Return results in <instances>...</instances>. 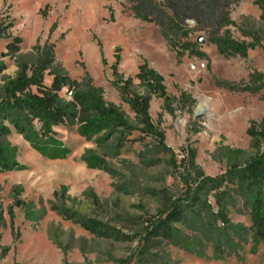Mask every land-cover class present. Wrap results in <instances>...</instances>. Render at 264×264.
<instances>
[{
    "label": "rangeland",
    "instance_id": "374dc122",
    "mask_svg": "<svg viewBox=\"0 0 264 264\" xmlns=\"http://www.w3.org/2000/svg\"><path fill=\"white\" fill-rule=\"evenodd\" d=\"M253 1L240 0L229 9L230 19L237 24L229 30L234 39L246 42L251 38L243 32H253L264 46V21ZM129 8L126 0H0V27L4 26L0 62L6 66L0 75V92L21 64L35 62L33 47L47 43L54 46L52 69L79 82L91 79L106 102L120 108L133 123L134 114L112 85L117 58L116 69L124 80L133 78L145 60L163 76L170 96L178 98L185 92L192 101L172 102L168 111L161 99L152 97V122L164 133L171 152L162 156L164 162L151 167L138 155L144 144L151 143L150 138L128 142L118 150L112 141L97 146L79 137L75 127L61 126L56 132L70 154L63 160H50L11 129L6 145L16 147L15 161L21 169L0 171V264H264V243H256L247 230L250 216L237 198L227 206L228 218L246 231L234 238V247L220 259L213 258L210 245L198 257L167 243L152 249V257H142L138 238L125 242L96 238L51 210L53 205L65 207L133 236L136 230L118 219L155 216L169 198L179 197L188 151L195 155V166L209 176L227 169L236 158L233 150L243 152L240 161L255 154L245 131L251 121H264V90L231 93L217 87L216 81L239 85L253 72L264 75V49L249 51L245 59L220 56L209 35L188 20V36L181 42L196 46L183 50L166 42L154 24L135 19ZM199 37L203 44L197 42ZM13 38L21 40L18 53L7 49ZM195 58L208 64L200 76L187 68ZM50 82L46 76L44 84ZM60 95L69 100L66 90ZM200 104L204 109L198 112ZM138 136L135 132L130 140ZM85 150L103 157L120 175L111 178L88 168L80 159Z\"/></svg>",
    "mask_w": 264,
    "mask_h": 264
},
{
    "label": "trees",
    "instance_id": "16d2710c",
    "mask_svg": "<svg viewBox=\"0 0 264 264\" xmlns=\"http://www.w3.org/2000/svg\"><path fill=\"white\" fill-rule=\"evenodd\" d=\"M239 1L126 0L135 19L154 24L161 37L174 47L179 45L187 50L196 46L181 42L188 36L186 22L192 20L199 31L209 35V42L220 56L245 59L249 51L264 49V46L253 32H243L251 38L250 42L232 37L229 27L236 28L237 24L230 19L229 9ZM253 5L260 10V19L264 21V0H254ZM3 28L0 27V35ZM20 43V38H13L7 49L18 53ZM33 49L37 56L35 62L31 66L21 64L16 76L7 80L0 92L1 172L21 169L15 161L16 147L6 145L11 129L33 150L50 160H63L69 156L70 149L60 140L56 129L70 126L75 127L79 137L86 142L102 146L112 141L118 150L128 142H142L150 138L151 143L144 144V149L138 154L142 162L148 167L164 162L162 156L171 150L165 144L164 133L152 122L150 103L152 97L161 99L163 109L172 111V102H192L185 92H181L178 98L170 96L163 76L149 67L145 60L138 65L133 78L124 80L116 69L117 58L112 66L115 77L112 85L120 101L134 114L133 123L120 108L106 102L102 90L94 86L91 79L86 77L79 82L59 69H52L53 45L45 43ZM196 54L204 56L201 52ZM105 63L102 59V64ZM5 69V64L0 62V75ZM46 76L51 78L48 86L44 84ZM216 86L231 93L259 94L264 90V75L253 72L247 82L237 85L216 81ZM64 90L71 93L69 100L61 97L60 93ZM135 132L139 134L138 138L130 140ZM245 133L251 139L255 154L240 161L243 152L233 150L236 158L217 176L206 175L197 168L194 153L188 151L187 174L183 178L185 185L179 197L169 198L155 216L118 219L122 225L136 230L133 236L65 207L53 205L51 210L96 238L116 242L138 238L142 257H152V249L160 243H167L198 257H203L202 251L210 245L213 258L220 259L234 247V238L246 231L234 226L228 218L227 206L237 198L250 216L251 226L247 230L256 243H264V121H251ZM80 159L88 168L102 171L111 178L120 175L92 150H85ZM180 164L184 166L185 161L181 160Z\"/></svg>",
    "mask_w": 264,
    "mask_h": 264
},
{
    "label": "built area",
    "instance_id": "2783aa9c",
    "mask_svg": "<svg viewBox=\"0 0 264 264\" xmlns=\"http://www.w3.org/2000/svg\"><path fill=\"white\" fill-rule=\"evenodd\" d=\"M187 68L190 72H192L196 76H200L206 72V70L208 68V64L204 60H201L199 58H195L194 60H192L191 62L188 63ZM66 92H67V90H66ZM67 93H69V98H70L71 93L70 92H67Z\"/></svg>",
    "mask_w": 264,
    "mask_h": 264
},
{
    "label": "water",
    "instance_id": "95a60500",
    "mask_svg": "<svg viewBox=\"0 0 264 264\" xmlns=\"http://www.w3.org/2000/svg\"><path fill=\"white\" fill-rule=\"evenodd\" d=\"M197 42H198L199 44H203V43H204V39H203L202 37H199V38L197 39Z\"/></svg>",
    "mask_w": 264,
    "mask_h": 264
},
{
    "label": "bare ground",
    "instance_id": "6f19581e",
    "mask_svg": "<svg viewBox=\"0 0 264 264\" xmlns=\"http://www.w3.org/2000/svg\"><path fill=\"white\" fill-rule=\"evenodd\" d=\"M204 109V105L200 104L199 108H198V112H201Z\"/></svg>",
    "mask_w": 264,
    "mask_h": 264
},
{
    "label": "crops",
    "instance_id": "0c3cea01",
    "mask_svg": "<svg viewBox=\"0 0 264 264\" xmlns=\"http://www.w3.org/2000/svg\"><path fill=\"white\" fill-rule=\"evenodd\" d=\"M148 64H149V62H148ZM153 69V68H152ZM156 71V70H155Z\"/></svg>",
    "mask_w": 264,
    "mask_h": 264
}]
</instances>
